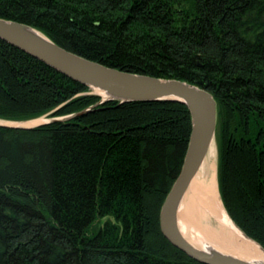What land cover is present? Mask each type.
Listing matches in <instances>:
<instances>
[{"label": "trees", "instance_id": "16d2710c", "mask_svg": "<svg viewBox=\"0 0 264 264\" xmlns=\"http://www.w3.org/2000/svg\"><path fill=\"white\" fill-rule=\"evenodd\" d=\"M0 18L104 66L184 80L216 105L225 213L264 250V0H0ZM0 40V264H200L158 228L190 131L172 100L100 101Z\"/></svg>", "mask_w": 264, "mask_h": 264}, {"label": "water", "instance_id": "95a60500", "mask_svg": "<svg viewBox=\"0 0 264 264\" xmlns=\"http://www.w3.org/2000/svg\"><path fill=\"white\" fill-rule=\"evenodd\" d=\"M0 40L70 80L101 91L104 97L93 93L101 97L99 102L172 100L182 103L189 114L190 131L179 171L159 207L158 228L161 235L173 247L200 264H264V261L254 262L213 249L197 248L181 235L177 226L179 200L214 138L216 105L207 90L180 79L153 77L104 66L59 47L40 31L18 21L0 18ZM85 111L86 109L64 117H48L36 125L66 119ZM0 125L21 128L36 126Z\"/></svg>", "mask_w": 264, "mask_h": 264}, {"label": "bare ground", "instance_id": "6f19581e", "mask_svg": "<svg viewBox=\"0 0 264 264\" xmlns=\"http://www.w3.org/2000/svg\"><path fill=\"white\" fill-rule=\"evenodd\" d=\"M92 90L101 97L105 96L97 89ZM44 121L45 117L41 116L22 122L0 119V124L33 126ZM214 156L210 143L179 200L176 212L178 229L197 248L213 249L254 262L264 261V251L242 234L222 207L216 188Z\"/></svg>", "mask_w": 264, "mask_h": 264}, {"label": "rangeland", "instance_id": "374dc122", "mask_svg": "<svg viewBox=\"0 0 264 264\" xmlns=\"http://www.w3.org/2000/svg\"><path fill=\"white\" fill-rule=\"evenodd\" d=\"M85 93H90V94H93L94 92H93V90L91 89V88H88V91H86ZM99 96V95H98ZM100 97V96H99ZM100 100H101V97H100ZM65 116H67V115H65ZM60 117H64V116H60ZM46 118V117H45ZM12 122V121H11ZM14 122H16V121H14ZM18 122V121H17ZM212 147H213V149H214V154H215V156H214V158L216 159V147H215V143H214V140H212ZM215 161V160H214ZM255 242V241H254ZM256 243V242H255Z\"/></svg>", "mask_w": 264, "mask_h": 264}]
</instances>
